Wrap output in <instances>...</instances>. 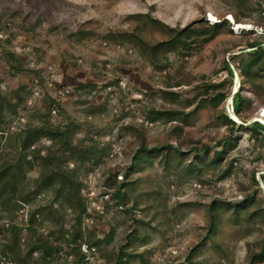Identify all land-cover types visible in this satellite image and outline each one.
<instances>
[{
  "label": "rangeland",
  "instance_id": "rangeland-1",
  "mask_svg": "<svg viewBox=\"0 0 264 264\" xmlns=\"http://www.w3.org/2000/svg\"><path fill=\"white\" fill-rule=\"evenodd\" d=\"M170 29L178 40L163 44ZM252 43L264 49V0H0V172L11 165L26 197L0 207V264H72L63 239L77 233L85 264L121 251L125 264H249L264 238V144L253 131L264 127V72L240 68ZM238 94L249 100L239 115ZM37 127L68 132L69 145L44 139L22 154ZM141 146H166L168 163L164 153L137 165ZM51 168L74 171L80 195L41 185ZM214 201L246 205L215 207L210 240Z\"/></svg>",
  "mask_w": 264,
  "mask_h": 264
},
{
  "label": "trees",
  "instance_id": "trees-1",
  "mask_svg": "<svg viewBox=\"0 0 264 264\" xmlns=\"http://www.w3.org/2000/svg\"><path fill=\"white\" fill-rule=\"evenodd\" d=\"M221 27L219 24H213L209 28L210 30L217 31ZM172 32L175 34L173 37L166 41L163 44H173L175 41L178 40V34L180 32H176L173 29H170ZM249 48H256L258 50L257 54L250 55L246 59L242 60L240 63V68L246 72V73H255L256 72H264V65L259 67L257 69V66H259V60L261 56L264 55V49H261L262 47L258 43H252L249 45ZM219 88V85H209L207 86V90H216ZM249 100L245 96L238 94L237 95V102H236V107H235V113L239 115L241 111L243 110L244 106L246 103H248ZM55 106V105H54ZM54 106L52 103L49 105L48 110L51 111ZM220 119L222 120L223 123L231 125L234 127L236 123L232 121L231 119L228 118L225 114L220 115ZM256 125L261 127L260 130L253 129L255 134L257 136H261V145L264 144V127L256 122ZM46 139L49 142H55V141H60L64 147H67L69 145L68 142V132H57L51 128L48 127H37V128H32L29 129L24 137V140L21 145V150L20 152L23 154L26 152L29 148L34 146L36 142L40 141L43 142V140ZM193 152L199 155L200 150H197L196 148L192 149ZM180 152V151H178ZM41 151H38L37 156H35V161H38V159L42 160L43 165L45 167H49L52 165V158L47 157V158H41L40 154ZM166 154L164 158H168L170 152L167 150V147H155L152 149H146V146H141L138 148L137 152L135 153L133 159L134 162H136L137 165H140L142 163H148L151 162V158H159L161 154ZM180 157H183L182 152L179 153ZM224 151H219L214 153V157L210 160L209 163H204V166H209L208 168L212 167H217L219 163L221 162L223 158ZM168 155V156H167ZM25 158V157H24ZM84 160V159H83ZM29 165L31 163L28 161L27 162ZM166 163H168V159H166ZM52 167V166H51ZM50 168V167H49ZM13 167L11 165H7L1 172H0V207L3 208V206L9 202L12 201L15 204H22L26 202V197L23 196L21 193V190L17 187V181L13 178V175L11 174V170ZM199 172H201V168L198 167ZM74 175V171L72 172ZM230 173H225L224 176H228ZM10 175V176H9ZM73 175L65 172H59L58 170L51 168L49 174H45L43 179L41 180V185L49 186L52 183H57L59 186L63 187H69L70 189H76L77 195H80V183L76 181V179L73 177ZM123 187H119L115 192H114V198L118 200V204L121 208H127V196L126 193L122 191ZM60 190V189H58ZM252 201V197H247L246 202L249 203ZM246 205L245 202H242L241 204H235L232 205L231 203H221L218 201H214L210 206H209V211H208V218H207V229L208 233L212 234L210 236V240H213L214 234L216 232L217 226H218V217L216 215V208L215 207H221V206H226L228 208H233L234 212L236 215H238L239 210L242 209ZM84 211V210H82ZM131 211V209H126V212L128 213ZM33 222V219L31 220ZM52 237V236H51ZM51 240V239H50ZM56 242H58V245L52 249L55 253H59L62 251V247L59 243V238H56ZM66 244L70 246V251L67 253L69 256L72 257V264H85V257L82 254V246L84 244V239L82 237V233H77L74 236V239L72 240H65L63 239ZM101 241H97L93 244L90 245L91 248H99L100 247ZM48 244V242H47ZM36 250V248H32L31 253H33ZM49 247L48 245L45 247L44 254L45 257H43L44 260H46L47 256H50L51 253L48 252ZM196 251V248H193L189 254H193ZM131 255H128L126 253H123L122 251L119 254L118 259L115 261L113 264H125L126 258H129ZM259 263H264V238L261 242V247L259 252L253 253L249 257V264H259Z\"/></svg>",
  "mask_w": 264,
  "mask_h": 264
},
{
  "label": "bare ground",
  "instance_id": "bare-ground-1",
  "mask_svg": "<svg viewBox=\"0 0 264 264\" xmlns=\"http://www.w3.org/2000/svg\"><path fill=\"white\" fill-rule=\"evenodd\" d=\"M211 18L213 19L212 16H211ZM235 25H237V29H240V28L244 29V27L242 26V24L235 23ZM262 116H263V119H264V112H263Z\"/></svg>",
  "mask_w": 264,
  "mask_h": 264
},
{
  "label": "built area",
  "instance_id": "built-area-1",
  "mask_svg": "<svg viewBox=\"0 0 264 264\" xmlns=\"http://www.w3.org/2000/svg\"><path fill=\"white\" fill-rule=\"evenodd\" d=\"M60 94H62V92H60ZM52 111H53V114H56L57 113V111L55 109H53Z\"/></svg>",
  "mask_w": 264,
  "mask_h": 264
}]
</instances>
